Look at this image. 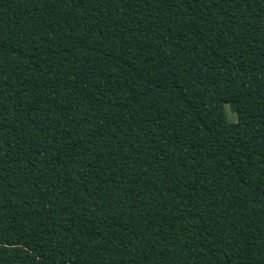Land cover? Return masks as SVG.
<instances>
[{"label":"trees","instance_id":"obj_1","mask_svg":"<svg viewBox=\"0 0 264 264\" xmlns=\"http://www.w3.org/2000/svg\"><path fill=\"white\" fill-rule=\"evenodd\" d=\"M0 264H264V0H0Z\"/></svg>","mask_w":264,"mask_h":264},{"label":"rangeland","instance_id":"obj_2","mask_svg":"<svg viewBox=\"0 0 264 264\" xmlns=\"http://www.w3.org/2000/svg\"><path fill=\"white\" fill-rule=\"evenodd\" d=\"M225 112H226L228 122H231V123L236 122V114L233 112V110L230 108L229 105L225 106Z\"/></svg>","mask_w":264,"mask_h":264}]
</instances>
